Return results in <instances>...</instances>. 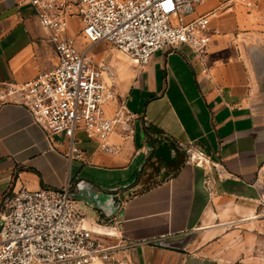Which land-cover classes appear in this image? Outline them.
<instances>
[{
    "label": "crops",
    "instance_id": "crops-1",
    "mask_svg": "<svg viewBox=\"0 0 264 264\" xmlns=\"http://www.w3.org/2000/svg\"><path fill=\"white\" fill-rule=\"evenodd\" d=\"M218 3L207 0L199 11ZM79 21L68 18L67 31L87 48ZM210 25L215 33L202 58L183 44L138 65L104 41L91 45L88 54L122 92L106 104L107 114L124 104L137 117L129 136L120 126L113 132L114 153L78 131L80 160L70 157L68 136L48 135L7 93L52 69L57 52L30 4L0 0V200L22 187L70 183L109 241L141 242L138 264H254L219 248L228 225L258 223L264 204V14L235 1ZM190 142L216 164L213 194L206 170L187 160Z\"/></svg>",
    "mask_w": 264,
    "mask_h": 264
},
{
    "label": "built area",
    "instance_id": "built-area-1",
    "mask_svg": "<svg viewBox=\"0 0 264 264\" xmlns=\"http://www.w3.org/2000/svg\"><path fill=\"white\" fill-rule=\"evenodd\" d=\"M30 4L55 43L56 65L8 90L11 99L28 108L48 135L63 133L70 140V157L84 160L74 145L76 133L97 143V149L114 153L111 136L120 126L124 136L132 132L137 115L124 104L113 115L106 104L113 99V80L106 68L88 54L92 44H111L132 62L147 63L158 50H179L189 45L202 58L215 31L212 16L235 1L249 9L253 0H219L205 12L207 0H75L74 12L63 0H14ZM70 11V12H69ZM74 13L82 27L79 34L88 43L81 48L77 35L67 31ZM187 160L206 170L205 185L215 193L216 164L193 143L184 145ZM78 187H22L6 192L0 200V264H138L134 250L138 240L98 230L77 200Z\"/></svg>",
    "mask_w": 264,
    "mask_h": 264
},
{
    "label": "rangeland",
    "instance_id": "rangeland-1",
    "mask_svg": "<svg viewBox=\"0 0 264 264\" xmlns=\"http://www.w3.org/2000/svg\"><path fill=\"white\" fill-rule=\"evenodd\" d=\"M66 1L65 7L74 12L75 0H63ZM254 6L250 8V11L264 14V0H253ZM70 12V11H69ZM76 14L72 13L70 17ZM80 22V21H79ZM105 43V49L113 51L118 50L109 43ZM86 48V45L85 47ZM122 97L121 89L115 91L113 98ZM264 175V166L262 169ZM261 216L258 223H247V220L237 221L228 225L227 232L229 237L227 240L221 242L219 251L223 254H232L234 256L241 257L243 261L254 264H264V204L260 210ZM251 220V219H250ZM255 220V218H254ZM249 221V220H248ZM213 222V221H212ZM223 236L225 235L222 234ZM222 236V237H223Z\"/></svg>",
    "mask_w": 264,
    "mask_h": 264
}]
</instances>
